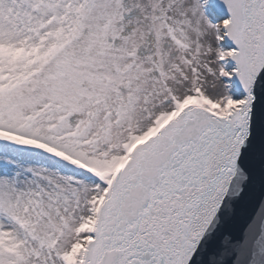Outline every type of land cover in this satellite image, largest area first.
<instances>
[{
	"label": "snow or ice",
	"instance_id": "obj_1",
	"mask_svg": "<svg viewBox=\"0 0 264 264\" xmlns=\"http://www.w3.org/2000/svg\"><path fill=\"white\" fill-rule=\"evenodd\" d=\"M0 264H264V0H0Z\"/></svg>",
	"mask_w": 264,
	"mask_h": 264
},
{
	"label": "water",
	"instance_id": "obj_2",
	"mask_svg": "<svg viewBox=\"0 0 264 264\" xmlns=\"http://www.w3.org/2000/svg\"><path fill=\"white\" fill-rule=\"evenodd\" d=\"M255 208H256V202H254V204L250 207L249 215H251L255 211Z\"/></svg>",
	"mask_w": 264,
	"mask_h": 264
}]
</instances>
